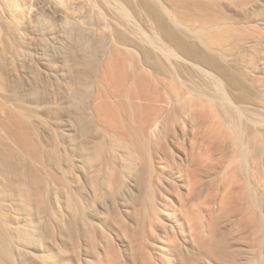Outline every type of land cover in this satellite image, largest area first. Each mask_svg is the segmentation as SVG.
I'll return each instance as SVG.
<instances>
[{
	"label": "bare ground",
	"instance_id": "6f19581e",
	"mask_svg": "<svg viewBox=\"0 0 264 264\" xmlns=\"http://www.w3.org/2000/svg\"><path fill=\"white\" fill-rule=\"evenodd\" d=\"M19 1L0 0V264H64V249L54 253L47 241L70 236L76 245L71 251L78 254L83 240L94 246L96 234L108 236L95 223L100 208L115 222L121 220L117 198L133 195L132 187L139 191L134 203L146 194L152 210L158 203L167 205L157 199L170 190L165 177H171L180 198L179 186H187L196 199L208 192L202 182L214 169V154L226 139L242 142L234 116L219 118L228 107L221 92L211 91L213 75L206 68L222 75L228 89L238 90L237 100L257 97L254 82L253 91L244 88L243 73L221 64L216 55L231 27L200 30L204 49L167 30L166 38L187 58L185 63L167 48L155 51L150 40L137 35L127 15L135 0H50L73 65L60 87L47 84L32 59L16 49L27 68L20 92L3 53L21 38ZM175 24L182 27L177 19ZM182 69L190 71V82L180 78ZM58 89L62 100L54 96ZM181 116L192 120L196 130L176 161L169 142L178 135L172 128ZM222 121L224 130L218 128ZM256 137L249 136L261 144ZM156 223L146 215L135 239H146ZM176 227L185 230V222L177 221ZM218 244L213 235L195 232L182 264H200L199 254L224 258ZM143 250L145 255L132 264H160L149 249Z\"/></svg>",
	"mask_w": 264,
	"mask_h": 264
},
{
	"label": "rangeland",
	"instance_id": "374dc122",
	"mask_svg": "<svg viewBox=\"0 0 264 264\" xmlns=\"http://www.w3.org/2000/svg\"><path fill=\"white\" fill-rule=\"evenodd\" d=\"M49 1H19L17 17L23 23L21 38L3 48L4 55L11 61L17 74L20 92L25 88L27 68L23 56L16 49H21L26 57L32 59L47 84L60 87L63 77L73 65V60L65 53L66 33L62 22L49 6ZM127 15L137 35L150 40L155 51L167 48L185 63L188 62L187 58L184 59L166 38L167 30L176 31L188 45L204 49L199 40L200 30H225L227 26L231 27L226 45L216 51V55L221 64L243 73L244 88L253 91L256 85L257 97L245 102L237 100L238 90L228 89L222 75L206 69L213 75L211 91L217 89L221 92L224 104L228 109L231 107V111L225 108L229 112H220L222 115L219 118L234 116L242 143L234 145L226 139L219 152L214 154V169L203 177L202 182L204 188L210 189L199 199L188 195L186 185L179 186L183 197L180 198L177 189L170 183L171 177L168 175L172 173L166 172L170 190L163 191L161 199L158 194L157 199L167 205L158 203L156 207L160 208L154 207L152 210L146 194H143L140 203H134L139 191L132 187L134 196L128 194L124 199L117 198L121 220L115 222L100 208L95 223L108 236L96 234L94 246L90 245L89 240H83L78 254L71 251L76 245L70 236L57 237L54 243L47 242L54 253L64 249L62 256L68 258L64 264H132L133 259L145 255L143 246L152 252L160 264H182L181 257L192 246V235L196 232V236L213 235L224 252V258L199 254L200 264H264V0H135L127 8ZM175 19L182 23L180 29L175 27ZM164 60L159 59L165 63ZM46 63L49 64L48 68H45ZM188 72L182 69L180 78L190 82ZM193 79L197 80L198 77ZM252 81L253 85L250 84ZM58 90L54 96L62 100V92ZM181 117L179 124H173L172 128V132L174 130L175 135L178 134V142L175 137L173 143L169 142L176 161L183 158V150L191 144L196 130L192 120L190 122L189 118ZM50 122L55 126L52 119ZM218 128H226L223 121ZM254 134L262 141L261 144L257 145L256 140L249 138ZM240 147L246 152L245 157ZM150 214L157 219L152 232H148L146 239H135L142 219ZM177 221L185 222V230L176 227ZM125 223L127 229L123 228ZM165 247H170V250ZM158 256L164 258V262Z\"/></svg>",
	"mask_w": 264,
	"mask_h": 264
}]
</instances>
